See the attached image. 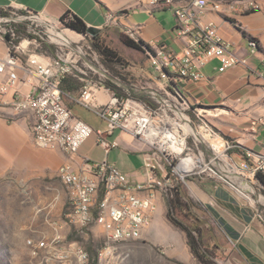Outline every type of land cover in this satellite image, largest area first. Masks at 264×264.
Masks as SVG:
<instances>
[{"label": "built area", "instance_id": "obj_1", "mask_svg": "<svg viewBox=\"0 0 264 264\" xmlns=\"http://www.w3.org/2000/svg\"><path fill=\"white\" fill-rule=\"evenodd\" d=\"M159 1L162 0L152 2ZM164 1L180 4L175 14L177 33L183 39L184 47L180 52L165 46L157 50L149 66L155 77L169 83L178 79L198 81L204 76L201 69L211 60L220 61V72L239 64H248L247 58L238 55L223 39L213 21L207 24L201 22V14L209 9L224 16L254 11L262 7V0ZM3 23H6V17L0 16V36L6 38L8 35L10 47L25 51L27 61L20 60L16 53L11 52L0 62V74L5 75V79L0 81V117L6 118L1 110L6 104L13 111L11 116L31 112L34 116L32 133L35 144L42 148L57 147L70 157V161L57 171V177L66 191L63 212L47 217V226L26 238V247L34 264H119L123 244L142 238L143 230L157 209L158 197L169 195L167 186H173L178 175L183 180L187 176L220 178L234 187L233 179L240 178L246 180L254 191L256 188L264 190L258 175H264V150L246 149L240 161H235L230 151L238 144L223 137L182 91L170 85L160 86L161 92L155 94L153 103L149 104L130 95H117L107 87L105 79L86 82L78 101L108 122L107 128L94 130L73 114L64 98L62 81L75 71L70 56H56L51 61H42L23 43L15 44L16 31L6 30ZM64 40L63 45L72 50L74 40ZM249 44L253 51L259 50L257 40L249 39ZM19 70L36 80L28 93H21L17 87ZM103 78L108 77L104 74ZM11 86L15 87L14 95L4 102L3 96ZM97 87L112 90L111 98L98 102L95 95ZM174 123L187 125L195 132L185 133L183 129L174 132ZM258 124L264 129V115L258 119ZM117 130L126 131L145 142L149 140L148 134L154 137L155 142H146L152 151L145 153V162L154 175L157 166L162 170L165 185L157 174L145 183H134L126 172L108 160L85 158L79 169L75 167L74 156L90 136H95L98 144L109 152L114 147L112 137ZM201 130L223 140V148L218 150L200 134ZM159 139H164L163 148L158 144ZM202 144L209 146L210 157L201 150ZM133 189L148 190V194L142 197ZM96 229H101L105 244L98 251L97 258H92L81 242L70 241V237L74 232L97 236Z\"/></svg>", "mask_w": 264, "mask_h": 264}, {"label": "crops", "instance_id": "obj_2", "mask_svg": "<svg viewBox=\"0 0 264 264\" xmlns=\"http://www.w3.org/2000/svg\"><path fill=\"white\" fill-rule=\"evenodd\" d=\"M152 1L0 0V14L6 8H20L41 13L54 21H62L67 13L75 14L89 27L100 28L101 32L108 28L114 32L127 33L135 40L145 41L154 50V53H144L147 56L146 63L151 64L152 56L161 46L176 52L184 47V41L177 33L175 14L180 4L164 0L156 3ZM210 21L215 23L219 34L233 51L247 58L248 64H239L220 72V61L211 60L201 69L204 76L198 81L178 79L169 83L159 80L151 72L146 77H150L158 86L170 85L173 89L182 91L223 137L233 140L244 150L261 152L264 150V129L259 126L258 119L264 115V0L258 10L229 16L209 9L201 14V22L207 24ZM251 36L260 41L261 48L258 51H253L250 47ZM10 46L8 39L0 36V62L11 52L16 53L20 60L27 61L25 51L12 49ZM38 55L42 61L54 59L45 53ZM99 69L94 64H81L62 81V85L65 84L66 87L63 90L64 98L73 114L86 121L94 130L107 128V119L97 116L92 108L79 102L78 98L86 82L103 79ZM17 73L20 92H30L35 78L24 74L22 70ZM4 79L5 75L0 74V81ZM14 92L15 87L11 86L4 94L3 101L8 102ZM112 94V90L99 87L95 89L98 102L108 101ZM75 105H82L89 110L76 113L73 109ZM208 107L213 108H210L212 113L204 114V109ZM1 110L6 118L0 117V230L6 231V214H11V220L17 223H30L34 219L30 216L32 207L27 205V193L36 190L37 185L41 186L44 178L52 179L57 176L58 168L69 162L70 157L57 147L42 148L35 144L32 133L34 116L31 112L11 116L13 111L7 104ZM135 138L126 131L117 130L112 137L114 147L107 152L92 135L74 156L75 167L79 169L85 158L108 160L126 172L134 183L152 180L156 174L148 170L145 153L137 148ZM205 147L201 150L210 157L212 152L207 144ZM231 156L235 161H240L242 151H235ZM233 183L236 187L220 178L198 176L192 186L204 213L220 234V243L229 249L228 254L218 259L219 264H264V194L256 195V190L246 180L234 178ZM133 191L142 197L148 194V190ZM63 195L66 199V194ZM55 196L56 192L50 188L48 203L43 204L40 212H52ZM167 214L168 204L164 197L159 196L157 209L149 225L143 230L142 237L144 234L154 244L170 246L165 254L171 261L202 264L192 252L186 232L176 231V225ZM38 219L40 216L34 221ZM42 221L43 227L47 226L46 221ZM164 230L173 232L176 237H162L160 233Z\"/></svg>", "mask_w": 264, "mask_h": 264}, {"label": "rangeland", "instance_id": "obj_3", "mask_svg": "<svg viewBox=\"0 0 264 264\" xmlns=\"http://www.w3.org/2000/svg\"><path fill=\"white\" fill-rule=\"evenodd\" d=\"M0 16L6 17V23H3L6 30L14 29L16 31L17 38L14 40V43L17 45L23 43V46L27 47L28 50L37 54L45 53L46 55H51L53 58L56 56H70L69 60L74 64L75 70H77L81 64H94L100 68L99 70H101L103 76L106 74L108 77L103 78L106 80L105 83L109 78H113L115 84L127 87L125 92L133 91L137 96H143L144 102L149 104L153 103L155 94L161 92L160 86L153 83L150 77H146L148 76L147 73H150L148 69V64H150V62L146 63V54L125 45L124 40L129 36L127 33L114 32L108 28L103 29L100 33L101 42L116 50L123 58V64L116 62L111 63L107 62L95 48L93 35L78 33L68 27L64 22L51 20L43 14L35 15L20 8H6V10L1 11ZM63 32L67 33L64 35L67 40H74L71 45V48H73L72 50L70 47L63 45L66 41L58 35ZM71 34L76 38H72L70 36ZM210 108L213 109L212 107H208L204 109L203 113H212ZM73 109L76 113L82 110H89L82 105H75ZM94 113L99 116L95 111ZM135 140L138 142L137 148L140 149L142 153L152 151L144 140L142 141L137 138H135ZM219 140L221 139L219 138ZM222 142V140L219 142L213 140V145H215L218 150H221V148H223ZM202 145L200 147L204 150V148H206L205 144ZM234 150L230 151V153H235ZM154 173L157 174L162 185H165L163 172L158 166L155 168ZM223 173L226 174L225 171ZM197 177L198 176H187L183 180L178 175L173 186H167L169 195L165 194L164 198L168 204L169 210L170 202L178 198L177 190L179 188L182 190L184 210H181V220L190 227L198 224L201 220L211 225L214 228V235L216 238L215 241H212L211 248L214 255H216L215 257L221 258L224 249H219L215 246V243H218L222 248H225L220 243L222 242L220 241L222 240L220 234L209 217L204 213L201 203L197 200L193 192V181ZM37 187L38 188L33 192H28L26 196L27 205L32 207L30 216L34 218L32 219L33 221L31 220L30 223L13 222V220H11L12 215L6 214V231L0 230V264H34L26 247V238L34 234L37 229L43 227L42 220L45 221L47 217L58 216L65 208L63 193H66V191L57 176L52 179L49 177L44 178L41 186L37 185ZM50 188L56 192L55 198L53 197L55 206L52 212L43 214L40 211L43 204L48 203L47 194ZM260 193L264 194V190L256 188L255 194L258 195ZM262 214L264 217V212ZM39 216L40 219L34 221ZM15 217L18 218L16 215ZM19 217H21V215H19ZM17 221H19V218ZM44 227L46 226L44 225ZM96 230L97 236L74 232L73 236L70 237V241L81 242L83 246L89 250L92 258H97L98 251L105 244L103 234L100 231L101 229ZM181 230L180 227L176 226V231L181 232ZM160 234L164 238L176 237L173 232L165 230ZM169 248L170 246H159L154 244L153 241L146 238L143 234L141 239L123 244L119 257V264H180L178 261H171L167 258L165 252Z\"/></svg>", "mask_w": 264, "mask_h": 264}, {"label": "trees", "instance_id": "obj_4", "mask_svg": "<svg viewBox=\"0 0 264 264\" xmlns=\"http://www.w3.org/2000/svg\"><path fill=\"white\" fill-rule=\"evenodd\" d=\"M229 19L233 20L232 18ZM62 21L68 27L77 31L78 33L89 35L90 27L81 17L75 14L67 13L65 16L62 17ZM92 37L94 40L93 43L95 48L101 53V55L103 56V58H105L107 62H111V63L116 62L119 64H123V58L119 55V53L113 48L101 42L100 33L93 35ZM249 39H255L260 43L259 39L256 37L251 36ZM124 43L126 46L133 48L137 51L143 53L150 51L151 53H154V50L151 48V46L141 39L135 40L127 36V38L124 40ZM260 48L261 45L259 46V49ZM113 81H114L113 78H109V80L106 82V85L107 87L111 88L117 95L119 96L132 95L133 97L136 98L138 97V99H142V100L144 99L143 96L142 97L137 96L133 91L125 92L127 87L122 85L119 86L115 84ZM62 88L63 90L66 89L65 84L62 85ZM234 151L244 152V149L238 144V147ZM258 175L264 185V175L261 173ZM177 195L178 198L170 202V208L167 214L168 218L174 225L180 227L182 230L186 232L188 237V243L192 249V252L202 264H219L218 261L219 258L215 257L216 255H214L211 248L212 241H215L216 239L214 235V228L202 220L198 224H195L193 227L186 225L181 220V212H182L181 210H184L183 209L184 204L182 201L183 193L180 188L177 190ZM215 246L219 249H224V251H222L223 254H221V257L229 253V249L222 248L218 243H215Z\"/></svg>", "mask_w": 264, "mask_h": 264}, {"label": "bare ground", "instance_id": "obj_5", "mask_svg": "<svg viewBox=\"0 0 264 264\" xmlns=\"http://www.w3.org/2000/svg\"><path fill=\"white\" fill-rule=\"evenodd\" d=\"M67 33H65V32H63V33H60V34H58L62 39H65V37H64V35H66ZM72 38H76V37H73V36H71ZM178 129H183L184 131H185V133H193V132H195L192 128H190V127H188L187 125H183V124H181V123H174V126H173V131L174 132H176ZM200 134L201 135H203L204 137H205V139H207L209 142H211L212 144H213V140L214 141H219L217 138H215V137H211L208 133H207V131H205V130H201L200 131ZM147 137H149V143H152V141L153 142H155L154 141V137L152 138L151 136H150V134H148V136ZM148 141H146L147 143H148ZM148 143V144H149ZM158 144H159V146L161 147V148H163L164 147V139H159L158 140Z\"/></svg>", "mask_w": 264, "mask_h": 264}, {"label": "water", "instance_id": "obj_6", "mask_svg": "<svg viewBox=\"0 0 264 264\" xmlns=\"http://www.w3.org/2000/svg\"><path fill=\"white\" fill-rule=\"evenodd\" d=\"M100 32H101V29L97 28V27H90V29H89V34H91V35H96ZM6 39H9L8 35L6 36Z\"/></svg>", "mask_w": 264, "mask_h": 264}]
</instances>
